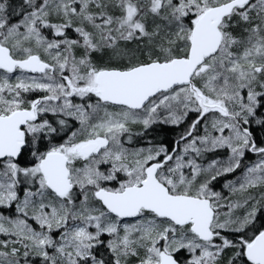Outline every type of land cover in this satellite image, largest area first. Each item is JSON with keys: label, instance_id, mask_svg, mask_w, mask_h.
<instances>
[{"label": "snow or ice", "instance_id": "snow-or-ice-1", "mask_svg": "<svg viewBox=\"0 0 264 264\" xmlns=\"http://www.w3.org/2000/svg\"><path fill=\"white\" fill-rule=\"evenodd\" d=\"M0 264H264V0H0Z\"/></svg>", "mask_w": 264, "mask_h": 264}, {"label": "trees", "instance_id": "trees-1", "mask_svg": "<svg viewBox=\"0 0 264 264\" xmlns=\"http://www.w3.org/2000/svg\"><path fill=\"white\" fill-rule=\"evenodd\" d=\"M173 133L171 131H165L160 133V137H168L171 138Z\"/></svg>", "mask_w": 264, "mask_h": 264}]
</instances>
